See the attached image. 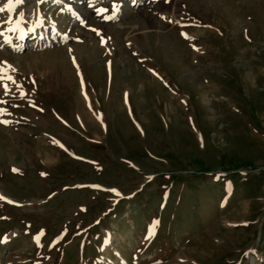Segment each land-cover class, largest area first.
I'll return each mask as SVG.
<instances>
[{"label": "rangeland", "instance_id": "rangeland-1", "mask_svg": "<svg viewBox=\"0 0 264 264\" xmlns=\"http://www.w3.org/2000/svg\"><path fill=\"white\" fill-rule=\"evenodd\" d=\"M0 9V264H264V0Z\"/></svg>", "mask_w": 264, "mask_h": 264}, {"label": "bare ground", "instance_id": "bare-ground-1", "mask_svg": "<svg viewBox=\"0 0 264 264\" xmlns=\"http://www.w3.org/2000/svg\"><path fill=\"white\" fill-rule=\"evenodd\" d=\"M18 22V21H16ZM31 23V22H30ZM39 27V22H34L33 24H26L24 25L18 32H17V39L18 40H22L23 38V34H25L26 32H34L35 29H37ZM3 34V33H2ZM7 41H10V39H8ZM8 43V42H7ZM9 45V44H8ZM95 112V111H94ZM84 117V116H83Z\"/></svg>", "mask_w": 264, "mask_h": 264}, {"label": "snow or ice", "instance_id": "snow-or-ice-1", "mask_svg": "<svg viewBox=\"0 0 264 264\" xmlns=\"http://www.w3.org/2000/svg\"><path fill=\"white\" fill-rule=\"evenodd\" d=\"M11 2H12V0H9V3H10V4H11ZM17 2L22 3L23 0H17ZM0 11H3V9H0ZM97 11H100V10H97ZM102 43H103V40H102Z\"/></svg>", "mask_w": 264, "mask_h": 264}]
</instances>
